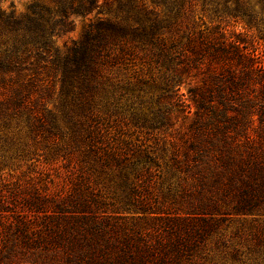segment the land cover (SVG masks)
Listing matches in <instances>:
<instances>
[{
  "label": "trees",
  "instance_id": "trees-1",
  "mask_svg": "<svg viewBox=\"0 0 264 264\" xmlns=\"http://www.w3.org/2000/svg\"><path fill=\"white\" fill-rule=\"evenodd\" d=\"M51 1L18 14L0 0V121L24 115L31 138L53 144L43 172L0 179V264H200L209 241H222L231 262L264 264V220L237 242L220 230L234 216L264 219V49L189 23L200 6L264 41V0ZM103 5L113 17L53 48L71 14ZM138 54L152 83L121 84L112 70ZM43 71L58 77L59 114L42 102ZM127 93L147 103L156 148L121 140L95 113ZM97 169L112 174L113 197Z\"/></svg>",
  "mask_w": 264,
  "mask_h": 264
},
{
  "label": "rangeland",
  "instance_id": "rangeland-1",
  "mask_svg": "<svg viewBox=\"0 0 264 264\" xmlns=\"http://www.w3.org/2000/svg\"><path fill=\"white\" fill-rule=\"evenodd\" d=\"M251 1L255 3L257 0ZM13 2V9L18 14L27 13L28 7L32 3L54 6L51 0H13ZM103 2L104 0H100V3ZM111 17H113L112 12L109 11L106 5H103L100 9H94L87 15L71 14L72 29L54 36L51 40L53 48L62 53L72 41L82 37L90 22ZM189 23L194 25L196 29H203L205 26L211 28L219 25L225 30L227 35L232 34L233 36L245 38L247 42L259 41L261 48L264 49V41L259 38L261 35L258 32L254 30L252 32L247 31L241 23L228 19L224 15L219 16L211 10L204 11L200 6L194 9ZM112 74L116 79L121 80V84L128 81L134 85H141L138 80H147V84H151L150 76L155 75V69L138 54L130 59H124L119 66L112 70ZM39 76L45 79L50 89L48 90L50 96L46 95L42 99V102L45 103V108L59 114L57 110L60 100L58 98V77H53L48 71L41 72ZM143 96V101H148V95L143 94ZM94 111L103 118V126H107L112 134L118 135L121 140L130 142L134 146L139 145L141 148L151 150L156 148L155 144L157 141L162 140L161 131L150 128L152 120L148 112L147 103H140L129 93L124 95L117 94L114 97L110 96L108 99H102V102L95 104ZM61 124L63 123L61 122ZM62 129L65 132L69 130L66 125L62 126ZM52 146L51 141L47 142L45 139L31 138L24 115L10 118L9 123L0 121V179L5 181L27 178L38 171L43 172L40 167L43 165V156L52 150ZM93 176L99 182L100 187L106 190L108 196L113 197L115 193L112 174L97 169L93 172ZM8 208L9 214H14L17 217L24 216L28 220L33 217L30 213L19 209V207L9 205ZM4 217L9 216L4 215ZM226 220L230 221L223 224L220 229L225 237L223 239H231L233 242H237L240 232H249L253 227L251 220L264 219L261 217L234 216ZM221 242L216 246L212 241H209L207 245L203 246L201 254H199L201 258L200 264H241L239 262H231L227 254L228 248L224 247ZM241 249L243 250L244 247H241Z\"/></svg>",
  "mask_w": 264,
  "mask_h": 264
}]
</instances>
